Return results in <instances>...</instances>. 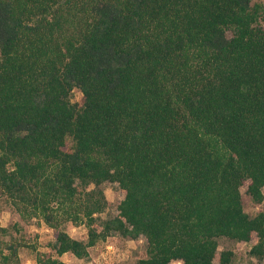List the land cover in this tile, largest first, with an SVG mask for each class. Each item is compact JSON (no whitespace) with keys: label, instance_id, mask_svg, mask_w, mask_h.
I'll use <instances>...</instances> for the list:
<instances>
[{"label":"trees","instance_id":"trees-1","mask_svg":"<svg viewBox=\"0 0 264 264\" xmlns=\"http://www.w3.org/2000/svg\"><path fill=\"white\" fill-rule=\"evenodd\" d=\"M263 21L256 0H0V197L52 229L0 264H70L112 233L145 239L134 264H229L220 237L264 264L240 191L263 200ZM104 182L121 198L98 222Z\"/></svg>","mask_w":264,"mask_h":264},{"label":"rangeland","instance_id":"rangeland-1","mask_svg":"<svg viewBox=\"0 0 264 264\" xmlns=\"http://www.w3.org/2000/svg\"><path fill=\"white\" fill-rule=\"evenodd\" d=\"M264 3V0H256ZM263 27H264V21ZM82 94L75 89L71 93L72 102H79ZM107 198L106 208L97 214L98 222L116 214V208L121 198L118 186L112 182L102 184ZM246 186H241L242 202L244 210L249 215H255L264 211V187L263 200L255 203L246 193ZM0 222L7 227V232L0 233V250L4 249V243L10 239H24L26 242L35 244L39 250H49L48 242L52 238V229L37 217L23 218L11 206L7 199L0 197ZM48 228V230H47ZM65 231L73 238L86 240L87 230L84 224L66 222L63 226ZM250 243L237 242L226 237L218 238V250H232L234 258L229 264H257V260L248 253ZM88 256L78 259L71 253H64L60 259L70 264H134L137 259L146 256V241L143 237L132 240L112 233L104 240H99L89 247ZM19 264H36L35 252L29 247L19 250ZM171 264H179L172 261ZM181 264V263H180ZM214 264H219L215 262Z\"/></svg>","mask_w":264,"mask_h":264},{"label":"built area","instance_id":"built-area-1","mask_svg":"<svg viewBox=\"0 0 264 264\" xmlns=\"http://www.w3.org/2000/svg\"><path fill=\"white\" fill-rule=\"evenodd\" d=\"M179 264L181 263V262H178Z\"/></svg>","mask_w":264,"mask_h":264},{"label":"crops","instance_id":"crops-1","mask_svg":"<svg viewBox=\"0 0 264 264\" xmlns=\"http://www.w3.org/2000/svg\"><path fill=\"white\" fill-rule=\"evenodd\" d=\"M47 230H48V228H47Z\"/></svg>","mask_w":264,"mask_h":264}]
</instances>
